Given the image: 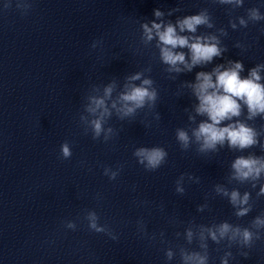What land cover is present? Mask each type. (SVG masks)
<instances>
[{"label": "clouds", "instance_id": "1", "mask_svg": "<svg viewBox=\"0 0 264 264\" xmlns=\"http://www.w3.org/2000/svg\"><path fill=\"white\" fill-rule=\"evenodd\" d=\"M224 4H240L242 0H220ZM11 6L10 0L4 5L7 9ZM16 7L27 12L32 7L27 0H17ZM154 16L159 18L162 13L159 9H154ZM250 19L254 21L264 20V16L260 15L258 10L253 9L250 12ZM240 23L244 26L246 22L241 19ZM200 25H209L206 14L189 15L176 22V26L168 23L162 26V23L152 22L151 27L148 23L142 25L143 34L146 41L158 38V46L160 48V59L168 65L169 72H182L184 70L191 71L193 67L211 63L215 57L222 55L226 49L219 47L220 41L216 36H185L177 33L179 27L180 33L187 31L188 33H196L197 27ZM211 26V25H209ZM235 27V25H233ZM95 43L93 47H95ZM187 48L190 54V59H186L185 53L176 51V49ZM230 67L224 68L223 65H217L212 72H198L196 74L195 83L191 84L194 95L199 101L195 111L198 115L207 116L206 121H202L199 126L192 130V136L199 144V151L206 152L208 150L215 151L217 146H224L225 143L230 148L244 150L257 144V132L248 127L244 123L236 121L221 126L222 122L231 121L233 117H238L241 114V101L247 106L249 119L257 114H264V84H261V76L259 72L264 69V65H257L251 69L250 74L246 78H242L240 73L243 71L242 62H229ZM183 67H180V66ZM142 73H136L127 78L129 81L125 84L124 92L119 96L120 107H117V102H113L112 108L120 114L121 119L134 116L139 109L145 107L154 108L158 99V92L153 87V80L150 78L142 79ZM215 77V79H214ZM133 81H141L139 85L132 83ZM113 88L111 85L105 88V96H111ZM92 105L86 110L93 114L96 118L87 120L86 117H81V120L86 121L88 128L91 129L92 138L99 139L104 135V141L111 139L114 129L111 127L105 129V117L111 116V112L105 106L104 99L91 98ZM98 109L101 110L98 113ZM98 113V114H97ZM156 119H159V114H156ZM176 140L183 149H187L190 145L191 138L183 129L176 130ZM264 147V146H262ZM62 159H69L72 156L71 145L65 141L60 146ZM133 156L137 162L144 167L146 171H156L167 162L168 152L160 146L153 147H137L133 151ZM122 167V166H121ZM233 178L244 181L248 179L256 180L264 172V158L249 155L247 157H237L232 165ZM119 174L117 171H112L110 168H104V175L110 180L116 179ZM183 174L176 181L177 193L183 194L184 188L179 185L182 183ZM217 192L228 196L233 206L244 205L248 203V194L245 193L243 198L240 197L238 191L233 190L229 193L226 189L217 187ZM264 194V188L261 189ZM250 207H241L236 215L244 216L250 211ZM85 219L88 221V228L96 233H104L111 239L116 240L117 236L112 233L107 225L99 224L100 217L96 211L87 212ZM257 226H264V220L259 217L253 222ZM68 227L75 228L74 223H69ZM142 230V229H141ZM206 231L208 236L215 242L228 237L230 240H235L238 236L242 237V243L246 247H251L253 233L245 228H232L228 223L220 224L215 230L212 228L203 229L201 239H204L203 232ZM231 233V235H229ZM193 233L191 230L187 232V237L191 241ZM259 238V237H257ZM201 247L207 248L206 244ZM231 255V253H228ZM242 256L247 257L248 252H242ZM166 256L171 259L172 252H166ZM182 264H207V254L199 252H181ZM222 264H227V260H223Z\"/></svg>", "mask_w": 264, "mask_h": 264}]
</instances>
